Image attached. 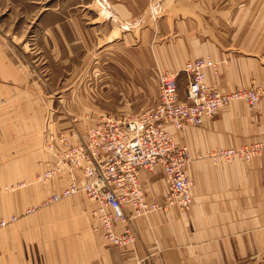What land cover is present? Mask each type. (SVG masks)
Instances as JSON below:
<instances>
[{"label": "crops", "instance_id": "1", "mask_svg": "<svg viewBox=\"0 0 264 264\" xmlns=\"http://www.w3.org/2000/svg\"><path fill=\"white\" fill-rule=\"evenodd\" d=\"M104 4L100 14L91 2L70 19L63 8L53 20L52 6L42 8L38 50L32 39L0 35V264H264V158L213 160L264 143V98L256 108L234 102L198 127L169 126L190 158L193 204L137 219L133 246L114 247L93 233L97 205L81 194L47 204L69 186L67 174L39 182L56 164L48 136L76 144L107 117L140 115L159 103L160 73L210 60V89L264 92V0ZM178 83L184 94L186 77ZM140 180L163 204L162 169Z\"/></svg>", "mask_w": 264, "mask_h": 264}, {"label": "built area", "instance_id": "2", "mask_svg": "<svg viewBox=\"0 0 264 264\" xmlns=\"http://www.w3.org/2000/svg\"><path fill=\"white\" fill-rule=\"evenodd\" d=\"M211 65L210 60L201 59L188 62L182 72L160 73L156 107L137 116L107 117L76 144L64 134L48 136L47 148L55 156L56 164L39 176V182L67 174L70 183L47 204L83 195L97 205L91 212L92 232L102 231L110 245L123 249L137 241V219L166 213L173 207L189 211L194 188L193 179L186 173L190 158L175 143L169 126L178 131L186 125L198 127L234 102L256 108L264 98V92L258 88L229 92L210 89L204 70ZM181 75L187 79L184 100L178 84ZM57 143L62 150H56ZM257 158H264V143L222 150L213 156L216 164L235 159L249 163ZM158 168L164 172L168 188L163 204L147 196L140 180L141 172L153 173ZM6 224L1 222V226Z\"/></svg>", "mask_w": 264, "mask_h": 264}, {"label": "rangeland", "instance_id": "3", "mask_svg": "<svg viewBox=\"0 0 264 264\" xmlns=\"http://www.w3.org/2000/svg\"><path fill=\"white\" fill-rule=\"evenodd\" d=\"M104 1L105 0H0V35L2 37L5 36L7 39L14 34L18 36L19 40L25 38L24 41L20 42L21 44L25 41H29V39H32L31 48L38 50L41 47L38 45V39H34L33 36L41 33V30L36 28V22L37 19H39V12L42 8L52 6L51 10L55 12L52 15L54 16L52 20L55 18H62L61 15H59V17L56 16L57 14H62L61 8H63V16L69 17L70 19L71 16L75 17L77 14L80 17L84 16L88 10L89 3L91 2L93 8L94 5L98 7L97 10H99L100 14L104 10ZM69 24L63 27L66 32L70 29ZM49 44H51V42H49ZM181 98L183 100L185 99V90L184 94H181ZM156 106L157 105L153 107ZM134 107L135 106L132 105L129 106L130 109ZM153 107L142 110L140 114L152 109Z\"/></svg>", "mask_w": 264, "mask_h": 264}, {"label": "bare ground", "instance_id": "4", "mask_svg": "<svg viewBox=\"0 0 264 264\" xmlns=\"http://www.w3.org/2000/svg\"><path fill=\"white\" fill-rule=\"evenodd\" d=\"M201 60V59H200ZM191 62H193V61H191ZM186 66V65H185ZM185 68V67H184ZM233 104V103H232ZM70 183V182H69ZM68 188V187H67ZM65 190V189H64ZM193 204V203H192ZM192 206V205H191Z\"/></svg>", "mask_w": 264, "mask_h": 264}]
</instances>
